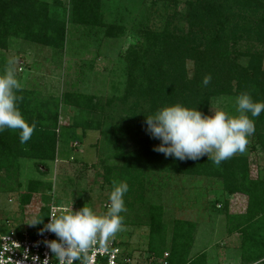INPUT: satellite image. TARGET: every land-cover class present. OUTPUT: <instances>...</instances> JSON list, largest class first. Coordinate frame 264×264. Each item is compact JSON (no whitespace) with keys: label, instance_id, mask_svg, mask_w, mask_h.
Here are the masks:
<instances>
[{"label":"trees","instance_id":"1","mask_svg":"<svg viewBox=\"0 0 264 264\" xmlns=\"http://www.w3.org/2000/svg\"><path fill=\"white\" fill-rule=\"evenodd\" d=\"M164 1L166 11L159 15L158 24L146 17L132 29L134 40L124 54L127 70L122 94L102 100L94 95L64 92L60 97L48 98L35 88H20L16 93L20 97L19 110L29 124H35V130L24 144L20 143L19 130L0 132V162L25 156L45 166L44 161L54 160L59 103L72 105L79 109L73 127L83 132H102L104 120L113 121L109 133L114 147L111 157L116 161L106 164L103 177L111 189L113 180L125 181L128 192L136 184L142 200V181L150 171L214 177L224 193L240 192L247 197L244 212L231 215L238 221L236 230L242 244L250 246L248 243L253 241L264 246V176L250 177L248 157L235 154L219 166L207 156L197 160L166 157L154 150L160 141L146 132L145 117L177 103L206 114L211 99L223 94L247 92L253 100L264 101V0ZM101 7L102 0H69L64 19L55 4L42 0H0V48H6L10 38H22L62 49L68 20L83 27L86 34L101 31L110 38L123 35L125 26L106 21ZM209 74L211 81L204 86L202 79ZM118 104L115 112L113 106ZM113 111L124 114L123 125L113 120ZM250 118L255 123L252 136L264 148V111ZM40 185L30 181L28 189L37 190ZM155 209L151 205L149 212ZM193 228L189 221H174L168 264L204 263L202 255L196 256L202 258L201 263H188ZM114 243L120 246V241ZM162 243L159 240L148 247L154 256L149 264H158L163 258ZM255 252L259 253L253 262L264 264V252Z\"/></svg>","mask_w":264,"mask_h":264},{"label":"rangeland","instance_id":"2","mask_svg":"<svg viewBox=\"0 0 264 264\" xmlns=\"http://www.w3.org/2000/svg\"><path fill=\"white\" fill-rule=\"evenodd\" d=\"M42 1L55 4L57 13L64 19L68 16L69 0ZM164 2L102 0L105 20L126 28L120 37L110 38L101 31L86 34L83 27L68 20L62 49L10 38L7 47L0 48V75L11 67L21 89L35 88L48 98L60 97L64 92L94 95L102 100L118 96L126 79L124 54L134 40L132 29L146 17L158 24L159 15L166 11ZM182 6L180 2V10ZM237 96L213 97L205 115L214 111L233 117L239 115ZM113 107L116 112L119 104ZM114 111L113 120H120L119 124L123 125L124 114ZM78 113V108L59 103L56 155L54 160L44 161L45 166L25 156L0 162V234L10 230L30 233L39 230L42 223H29L33 218H42L43 222L52 203L67 205L71 211L85 206L97 215L106 213L112 189L103 178L105 166L116 161L111 157L114 147L109 133L113 121L104 120L102 132L90 129L83 132L73 127ZM248 140L246 150L236 154L248 157L249 175L257 179L264 176V148L253 136ZM155 172L150 171L142 181L144 199L138 198L141 190H137L136 184L133 191L125 194L123 228L110 239L120 241L123 254L132 259V264L152 263L154 256L148 247L159 240L163 241L160 249L170 253L173 223L177 220L189 221L194 227L190 232L188 263H201L202 258L196 256L202 255L203 264H255L253 258L259 253L255 251L264 252V246L253 241L248 243L250 246H244L236 230L238 221L231 218L244 212L246 195L224 193L220 181L211 176ZM30 181L42 185L29 191ZM151 205L156 207L152 213ZM158 221L161 228L156 227Z\"/></svg>","mask_w":264,"mask_h":264},{"label":"clouds","instance_id":"3","mask_svg":"<svg viewBox=\"0 0 264 264\" xmlns=\"http://www.w3.org/2000/svg\"><path fill=\"white\" fill-rule=\"evenodd\" d=\"M11 63V62H10ZM211 75H205L202 84L207 86ZM21 84L9 67L0 75V132L5 129L19 130L21 144L32 137L35 124H29L18 107L20 97L16 95ZM237 116H228L223 111L205 115L197 108L179 103L159 108L146 117V132L160 143L154 150L179 160H197L207 155L212 163L219 166L236 153H243L248 138L255 132L254 120L264 111V101L253 100L247 92L236 97ZM250 114V116H249ZM125 181H112L108 196L107 211L97 215L91 208L82 207L66 214L49 215L47 224L40 230L54 233L58 239L45 240L46 247L54 254L59 264H87L89 251L97 242L104 247L123 228L126 211L124 196L128 192ZM42 223V218H33L29 224ZM34 261L38 257L32 258ZM40 264H49L48 258Z\"/></svg>","mask_w":264,"mask_h":264},{"label":"built area","instance_id":"4","mask_svg":"<svg viewBox=\"0 0 264 264\" xmlns=\"http://www.w3.org/2000/svg\"><path fill=\"white\" fill-rule=\"evenodd\" d=\"M71 211V207L52 203L48 206V212L41 224V228L33 233L28 230H10L0 234V264H40L48 258L49 264H59L54 254L46 247L45 240L58 239L54 233L40 230L49 222V215L66 214ZM87 264H132L131 258L123 254L120 246L109 240L104 247L98 241L89 251ZM168 253H164L163 258L158 264H168ZM38 257L39 260H33ZM76 264H83L77 261Z\"/></svg>","mask_w":264,"mask_h":264}]
</instances>
